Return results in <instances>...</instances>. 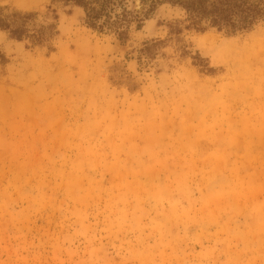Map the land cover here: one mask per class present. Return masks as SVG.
Segmentation results:
<instances>
[{
	"label": "rangeland",
	"instance_id": "1",
	"mask_svg": "<svg viewBox=\"0 0 264 264\" xmlns=\"http://www.w3.org/2000/svg\"><path fill=\"white\" fill-rule=\"evenodd\" d=\"M125 1L119 38L63 0H0L54 30L0 29V264H264V23Z\"/></svg>",
	"mask_w": 264,
	"mask_h": 264
},
{
	"label": "trees",
	"instance_id": "2",
	"mask_svg": "<svg viewBox=\"0 0 264 264\" xmlns=\"http://www.w3.org/2000/svg\"><path fill=\"white\" fill-rule=\"evenodd\" d=\"M81 7L85 14L86 27L100 33H113L119 38L127 35L130 23L139 12H131L125 0H63ZM150 6L169 2L180 6L187 15L189 24L197 30L214 27L227 33L249 31L264 23V0H149ZM142 11L147 16L151 11ZM141 20H138L137 27ZM0 29L6 30L16 40L29 39L42 44L54 34L53 26L37 27L33 13H0ZM154 44L144 45L150 52ZM5 61L0 53V62Z\"/></svg>",
	"mask_w": 264,
	"mask_h": 264
}]
</instances>
